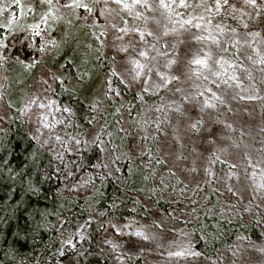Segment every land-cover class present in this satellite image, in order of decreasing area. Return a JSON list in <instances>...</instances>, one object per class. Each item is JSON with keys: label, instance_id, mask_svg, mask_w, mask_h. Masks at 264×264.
Segmentation results:
<instances>
[{"label": "rangeland", "instance_id": "1", "mask_svg": "<svg viewBox=\"0 0 264 264\" xmlns=\"http://www.w3.org/2000/svg\"><path fill=\"white\" fill-rule=\"evenodd\" d=\"M164 2L170 7H161L160 0H147L148 6L143 0H2L0 21L10 33L0 40V128L9 118L7 90L15 82L20 114L38 142L54 152L96 144L102 154L98 172L115 171L112 148L97 130L72 138L63 134L67 111L50 93L61 80L57 55L66 41L64 48L75 60L83 26L88 37L95 36L113 53V72L129 88L160 95L156 104L142 106L133 125L123 109L119 125L130 149L147 150L153 140L161 171L172 172L174 184L188 185L191 200L212 188L224 205L246 209L264 225L262 9L254 0H220L219 7L216 0H185L188 8L178 7L181 0ZM197 11L206 12L200 27L179 37L181 22ZM233 37L242 47L230 58L222 47ZM197 59L205 63H194ZM100 83L91 88L92 95L100 93ZM18 84L25 86L24 94ZM152 214L156 227L137 217L113 227L106 247L113 260L120 263L132 255L145 264H209L192 258L188 236L173 215ZM87 227L84 223L74 230L67 248L86 236ZM233 257L238 264H264V244L240 246Z\"/></svg>", "mask_w": 264, "mask_h": 264}, {"label": "trees", "instance_id": "2", "mask_svg": "<svg viewBox=\"0 0 264 264\" xmlns=\"http://www.w3.org/2000/svg\"><path fill=\"white\" fill-rule=\"evenodd\" d=\"M254 1L264 14L262 0ZM205 14L197 11L187 20L196 17L193 25H200L199 17ZM193 25L185 24L176 34L187 37ZM80 28L75 60L64 48L66 41L57 55L61 80L53 83L50 93L67 109L63 134L72 138L97 130L112 148L115 171L98 172L102 154L96 144L54 152L38 142L20 114L14 82L5 103L9 118L0 128V264H145L132 255L118 263L106 247L119 223L137 217L156 227L152 212L173 215L178 229L188 236L192 258L238 264L233 256L240 246L264 244V225L246 209L224 205L221 193L212 188L203 198L191 200L188 185L174 184V174L161 171L153 140L147 150L130 149L128 134L119 125L123 109H128L133 125L142 106L156 104L160 95L129 88L113 72L116 58L110 49ZM9 31L0 21V40ZM241 47L233 37L224 43L223 55L237 57ZM105 75L110 76L106 81ZM100 80V93L92 95L91 88H98ZM18 85L24 94L25 86ZM84 223L86 236L67 248L74 230Z\"/></svg>", "mask_w": 264, "mask_h": 264}, {"label": "snow or ice", "instance_id": "3", "mask_svg": "<svg viewBox=\"0 0 264 264\" xmlns=\"http://www.w3.org/2000/svg\"><path fill=\"white\" fill-rule=\"evenodd\" d=\"M115 2H116V3H120V0H115ZM135 2L139 4V3H142V0H135ZM216 2H217V7H219L220 0H216ZM223 2L226 4V3H227V0H223ZM69 6H73V5H69ZM74 6H76V7H86L85 5H81V4L78 3V2H75ZM124 6H125V7H128L127 4H125ZM143 6H148V5H147V0H143ZM160 6H161V7L168 8V7H170V3H165L164 0H160ZM197 6H199V5H197ZM178 7H185V8H188V7H190V5L187 4V3L185 2V0H181V2H180V4L178 5ZM193 19H197V18L194 17ZM193 19H189V20L182 21V22H181V27H183L185 24L193 25ZM199 19H203V17H199ZM193 26H194V27H197V28L200 27L199 24H194ZM122 31H126V30H122ZM165 34H166V33H165ZM37 35H38V33H37ZM140 35H141V39H143L144 33H141ZM147 35H152V33L149 32V33H147ZM140 55L144 56V55H147V54L144 53V52H141ZM194 63H196V64H204L205 61H204V60L197 59V60L194 61ZM140 67H143V66L141 65ZM173 79H175V77H173ZM65 110L67 111V109H65Z\"/></svg>", "mask_w": 264, "mask_h": 264}]
</instances>
